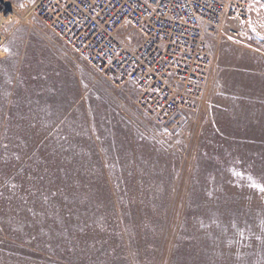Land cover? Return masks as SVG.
I'll return each mask as SVG.
<instances>
[{
	"label": "rangeland",
	"instance_id": "1",
	"mask_svg": "<svg viewBox=\"0 0 264 264\" xmlns=\"http://www.w3.org/2000/svg\"><path fill=\"white\" fill-rule=\"evenodd\" d=\"M38 1L0 0V210L49 221L48 264H264L248 201L260 189L224 163L215 116L197 109L174 136L136 107L126 122L36 116L49 81L86 64L35 16ZM211 38L214 61L215 45L244 52L248 36Z\"/></svg>",
	"mask_w": 264,
	"mask_h": 264
},
{
	"label": "built area",
	"instance_id": "2",
	"mask_svg": "<svg viewBox=\"0 0 264 264\" xmlns=\"http://www.w3.org/2000/svg\"><path fill=\"white\" fill-rule=\"evenodd\" d=\"M254 0H39L34 13L81 60L168 136L202 102L213 65L209 39L242 31Z\"/></svg>",
	"mask_w": 264,
	"mask_h": 264
},
{
	"label": "crops",
	"instance_id": "3",
	"mask_svg": "<svg viewBox=\"0 0 264 264\" xmlns=\"http://www.w3.org/2000/svg\"><path fill=\"white\" fill-rule=\"evenodd\" d=\"M248 18L244 52L215 45L213 71L198 115L215 116L216 133L221 123L220 134L229 142L224 163L232 170L245 169V178L259 186L256 198L248 201H255L256 229L261 227L264 232V0L251 3ZM68 69L71 76H64L67 81L55 76L49 81L36 116H117L116 120L123 122L140 116L135 110L136 98L129 91L138 93L134 85L117 87L87 64ZM234 154L238 163L233 162ZM247 209L251 210L250 203ZM41 221L43 227L49 222L41 219L39 210L34 215L28 209L0 210V264H48L41 249L46 248L40 240ZM31 236L37 239L31 240ZM57 261L49 264L64 263Z\"/></svg>",
	"mask_w": 264,
	"mask_h": 264
}]
</instances>
